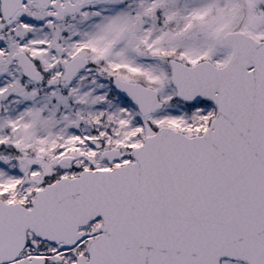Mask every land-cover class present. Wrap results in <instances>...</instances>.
Listing matches in <instances>:
<instances>
[{
	"label": "snow or ice",
	"instance_id": "6c2138e0",
	"mask_svg": "<svg viewBox=\"0 0 264 264\" xmlns=\"http://www.w3.org/2000/svg\"><path fill=\"white\" fill-rule=\"evenodd\" d=\"M0 264H264V0H0Z\"/></svg>",
	"mask_w": 264,
	"mask_h": 264
}]
</instances>
